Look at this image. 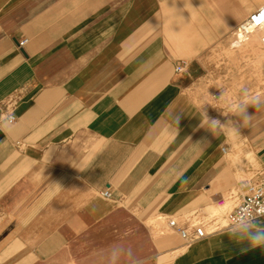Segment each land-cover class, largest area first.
I'll use <instances>...</instances> for the list:
<instances>
[{"label":"crops","instance_id":"0c3cea01","mask_svg":"<svg viewBox=\"0 0 264 264\" xmlns=\"http://www.w3.org/2000/svg\"><path fill=\"white\" fill-rule=\"evenodd\" d=\"M263 5L0 0V264H111L117 244L131 251L115 264H264L224 234L229 209L210 212L264 173L238 179L251 150L200 126L222 122L230 72L235 98L264 96V49L232 42Z\"/></svg>","mask_w":264,"mask_h":264},{"label":"clouds","instance_id":"9594fccd","mask_svg":"<svg viewBox=\"0 0 264 264\" xmlns=\"http://www.w3.org/2000/svg\"><path fill=\"white\" fill-rule=\"evenodd\" d=\"M254 108L256 112L249 114L248 108ZM264 111V96L253 93L250 89L244 88L240 91L235 101L230 105V110L222 111V115L227 117L224 122L219 119L210 118L204 112V120L201 127L206 128L212 134H226L232 136H241L240 128L250 127L257 117V113ZM235 117L236 119H232ZM179 115H176V121L179 123ZM12 118L9 117L5 124H10ZM229 236L233 242L246 245L242 247V252L253 251L254 249H264V223L254 214H240L229 225L228 231L224 233ZM123 250V252L118 251ZM130 249H125L122 244L113 246L110 253V262L115 264L119 255H127ZM138 260V259H137ZM139 262V260H138Z\"/></svg>","mask_w":264,"mask_h":264},{"label":"rangeland","instance_id":"374dc122","mask_svg":"<svg viewBox=\"0 0 264 264\" xmlns=\"http://www.w3.org/2000/svg\"><path fill=\"white\" fill-rule=\"evenodd\" d=\"M237 32V29H236ZM257 32V31H256ZM264 32V29L263 31ZM261 34V32H260ZM236 36V35H235ZM257 39H259L256 36ZM236 37L232 40V42L234 43V46H238V48L241 47H252V48H258L261 49L260 52L262 51V48L264 49V45L262 43H258L256 42H249V43H244V42H235ZM260 57V56H259ZM258 57V62H257V70H258V75L260 76L259 78V82L260 84H264V61H262L261 57ZM230 57H228L229 59ZM224 75L225 73H221V75ZM227 80L225 81L224 78L222 80V77H220L218 79V81H216L217 84L221 83L220 85L222 86V88H224V85L226 84L227 87L225 88V90H222V96H223V101L222 102V111H229L230 110V105L235 101V80H234V73L230 72L228 73ZM217 77V78H218ZM226 92V93H225ZM225 97V98H224ZM226 99V102H225ZM230 101V102H229ZM218 112V111H217ZM248 112L249 114H254L256 112V110L254 108L249 107L248 108ZM226 119H228L227 117H225L224 115H222V122H224ZM232 119H236L235 117H232ZM250 132L252 135L250 136H245V135H241V136H235L234 140L237 144H240V142H242L241 144L243 145L242 148H244V151H247L248 149H250L252 151L253 157L251 158V156H245V158L243 159L241 165H236L238 167V170L240 171L241 175L238 177V179H250L252 177V175L256 174L255 171L259 170L260 173H264V147L260 148L263 146L264 143V111L258 112L257 113V117L255 118L254 122L252 123V125L250 127H244V128H240V133H247ZM228 141L231 144V139H230V135H227ZM250 144H253L254 146H257L256 148L259 149L258 151H255L254 148L250 147ZM240 144V145H241ZM232 147V146H231ZM245 153V152H244ZM250 172V173H249ZM259 175V174H258ZM253 178H256V176H254ZM252 178V179H253ZM236 190V192H235ZM231 193H228L224 196V203L223 205H226L227 207H222L216 209H212L210 210V212L212 214H215L216 216H220L222 213L226 212V210L230 209L238 200L236 193H237V188ZM226 198H228L230 201L226 202ZM231 203V204H230Z\"/></svg>","mask_w":264,"mask_h":264},{"label":"built area","instance_id":"2783aa9c","mask_svg":"<svg viewBox=\"0 0 264 264\" xmlns=\"http://www.w3.org/2000/svg\"><path fill=\"white\" fill-rule=\"evenodd\" d=\"M262 11H264V5L260 7L255 13H253L248 20L241 24L237 28V36L239 33L251 26H258L264 22V18H261ZM25 39L20 41L19 44L23 45ZM262 44L264 45V33L261 37ZM178 70L181 69L177 67ZM11 117L13 122L15 116L9 114L7 119ZM103 196H109V190L106 189L101 193ZM222 200L219 202L221 203ZM240 214H254L258 218H264V176H259L251 179L244 185L243 192L238 196L237 202L227 211L223 217L224 223L230 225L231 222ZM219 223L218 219L216 224ZM167 226L172 230L176 231L180 237L186 241H194L202 238L205 235V230L201 222H193L189 227H180L177 225L175 219L169 218L167 220Z\"/></svg>","mask_w":264,"mask_h":264},{"label":"bare ground","instance_id":"6f19581e","mask_svg":"<svg viewBox=\"0 0 264 264\" xmlns=\"http://www.w3.org/2000/svg\"><path fill=\"white\" fill-rule=\"evenodd\" d=\"M261 14V18H264V11H262V13H260ZM260 29H264V22H262L260 25H258V26H251V27H248V28H246L245 30H244V32H240L239 33V35L237 36L238 37V39L236 40L237 42H242V41H244L245 39H246V37H247V35L249 34V33H253L254 31H256V30H258V31H261ZM251 33V34H252ZM257 33H260V32H257ZM264 33V32H263ZM256 34V33H255ZM254 35V34H253ZM263 35V34H262ZM262 35H261V37H262ZM259 38V37H258ZM230 139H232V136L230 135ZM251 154H252V152L251 151H247L246 152V154H245V156L247 155V156H251Z\"/></svg>","mask_w":264,"mask_h":264}]
</instances>
